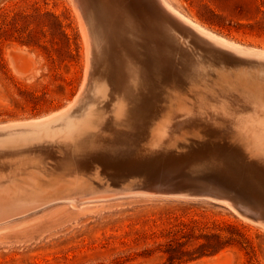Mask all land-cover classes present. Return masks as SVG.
<instances>
[{
  "label": "rangeland",
  "instance_id": "374dc122",
  "mask_svg": "<svg viewBox=\"0 0 264 264\" xmlns=\"http://www.w3.org/2000/svg\"><path fill=\"white\" fill-rule=\"evenodd\" d=\"M167 1L205 30L246 49L264 52V0ZM74 2L0 0V126L23 122L28 124L53 116L70 108L83 91L91 68L92 57L87 48L91 50V35L86 33L87 31L84 32L82 26L85 20ZM96 7L99 8L97 5ZM77 13L81 17L77 16ZM80 19L83 20L81 24ZM83 34L85 38L90 35L87 37L88 41ZM210 61L199 56L189 58L186 71H173L168 76H159L160 80H154V94L152 89L144 91L142 86L134 85L132 91L125 96L126 120L117 119L115 114L116 104L124 95L117 90L116 82H111L105 101L96 111L97 118L92 130H87L75 142H63L64 146L58 142L56 146L55 142L51 143L52 146L34 143V149L33 143L25 144L24 147L28 146L26 149L20 145H10L9 148L0 150V264H178L169 261L164 252L168 239L163 235L167 234L169 229H181V222L189 225V237H201L199 240L192 238V242L185 248L187 251H195L200 244L216 241L205 236L220 235L221 240L226 243L219 253L186 264H264V179L249 174L250 165L261 166L260 170L264 168V130L253 134L247 128L236 125L232 118L224 115L213 118L211 115L214 108L248 109L247 114H252L253 120L260 119L259 121L264 122V71L261 72L264 68L243 65L239 68L222 69V66ZM212 65L216 68L213 69ZM137 71V75L141 76V70ZM211 74L218 80L215 81L216 78ZM188 85H191L190 88ZM169 90L176 92L177 99L172 100L168 94ZM236 94L240 96L236 97ZM149 95H153L154 102L150 101L153 98ZM139 102L144 103V108L130 116ZM260 103L263 104L259 105ZM185 107H196L192 113L202 112V116L189 124L178 126V129L174 128L175 125H181L176 122L180 123L178 115ZM174 111L178 114L176 117ZM170 117L173 124L168 122ZM175 118L177 119L172 120ZM137 122L142 125L146 123L145 132L150 136V140L155 142L156 147L152 148L158 152L164 150L165 145L172 150L195 146L198 141L191 135L190 129L207 126L208 129L214 127L217 131L214 132V142L219 138L225 139L223 136L234 139L236 137L240 144L234 145L240 154L235 160V167L232 168L224 161L223 153H219L220 150L215 144L212 145L214 148L210 147L215 151L213 156L211 153L200 154L201 159L196 161L167 163L168 165L161 167L151 178L143 179L131 174L121 179L123 183L101 175L99 167L90 169L89 172L74 169L72 171L61 165V162L58 164L59 157L72 156L83 160L104 152L111 153L112 142L121 133L131 131L129 127H133V123ZM164 123L173 127L174 132H178L175 137L174 133L169 134L170 140L167 137L164 141L160 136V129H164V126L165 129L168 128ZM187 129L190 131L186 134ZM181 131H184V134ZM258 136H261V139ZM86 142L88 147L83 148V143ZM90 143L93 145L90 146ZM219 144L222 145L221 142ZM15 146L21 150H17ZM64 148L69 149L68 152ZM252 159H257L258 163ZM213 160L222 164L215 166L207 163ZM53 180L55 182L52 183ZM49 182L53 185L50 186ZM38 184L40 185L37 186ZM45 184L47 185L44 189ZM137 187H147L153 192L185 191L199 196L118 194L120 189L133 190ZM85 194L87 199L84 198ZM11 195H17L15 200ZM235 195L243 200L240 201ZM35 198H38V201ZM258 204H261V207ZM240 206L259 213L261 220L248 217L249 212L246 215L240 213L237 210Z\"/></svg>",
  "mask_w": 264,
  "mask_h": 264
},
{
  "label": "bare ground",
  "instance_id": "6f19581e",
  "mask_svg": "<svg viewBox=\"0 0 264 264\" xmlns=\"http://www.w3.org/2000/svg\"><path fill=\"white\" fill-rule=\"evenodd\" d=\"M73 1V0H72ZM76 2L75 5H77L81 12L85 22L84 23V29L86 33H89L91 35V50L88 51L91 52V57L95 62H96V77H95V81L92 85V87L90 88L89 92H87L86 94V98H85V102L82 104V106L79 108V110L74 113L71 116H68L66 118H61L63 117V115H65L68 111L67 109H64L60 112H58L57 114H54L53 116H50L48 118H44V119H38V120H34L29 122L30 124H34V123H41V124H45L46 126H44L43 128H37V130H33L32 132L29 133H18V134H8L6 137H0V150H4L6 147L9 148L10 145H20L23 146L25 144H31L33 143H38V144H45L48 145L53 142H55V146H56V142H58L59 144H62L63 142H75L76 140L79 139V137L83 136L87 130H92L93 127V123L95 121L96 117V111L98 110V107H100V105L103 103V101H105L108 93H109V89L111 88L109 84H111V82H116L115 84H117V90L121 91V93L124 95V98H121L120 100H118L116 106L115 107V114L117 115V119L119 120H126V110H127V106H126V98L125 96L127 95L126 93H130L132 91V87L135 86H142V89L145 91H147V89H152L154 88V80L157 78L159 79V76H163L162 74H164L166 71V68L169 66V63L167 62L164 55L162 54H155L154 53V49L155 47L150 43L149 45L146 44L145 42H143L141 39H144L141 36V33H144V31L147 30H143L142 26H141V22L137 19L136 15L132 12V10L129 8L128 3L126 4V0H74ZM74 2V3H75ZM161 4L164 6V8L166 10H168L172 15H174L175 17H177L178 19H180L181 21L185 22L186 24H188L189 26H191L199 35L207 38L209 41H212L213 43L226 48L228 50H232V51H237L240 52L241 54H244L246 56H251V57H257V58H264V52L262 51H255V50H249V49H245L243 50L240 46L235 45L231 42H228L227 40L218 37L216 35H214L213 33L205 30L204 28H202L201 26H199L198 24L194 23L193 21H191L190 19L186 18L183 14H181L178 10H176L167 0H160ZM73 3V4H74ZM125 4L127 5V7L125 8ZM96 5L99 7L97 8ZM77 10V9H75ZM77 16L78 13H77ZM81 17V16H79ZM83 20L80 19V24ZM83 25V24H82ZM81 27V30L83 29ZM82 30V33H84ZM149 33H152L150 31H148ZM147 32V33H148ZM153 34V33H152ZM90 35H87V37H89ZM85 36V34H83V37ZM87 37L85 39H87ZM83 38V39H84ZM141 38V39H139ZM84 39V41H86ZM152 41L154 40L156 42V44H158L159 40L156 39L155 35H153L151 37ZM150 39V40H151ZM145 40V39H144ZM88 41V39H87ZM86 41V42H87ZM146 41V40H145ZM161 42V41H160ZM88 44V43H87ZM160 44V43H159ZM120 49V50H119ZM165 49V48H164ZM118 50V51H117ZM86 51V52H88ZM156 52V51H155ZM196 57V56H195ZM194 59V57H193ZM89 63V60H87ZM189 61V59H188ZM193 61V60H192ZM204 61V60H203ZM207 61H209L207 59ZM202 62V61H200ZM211 62V61H210ZM191 63V62H190ZM194 64V63H193ZM208 64V63H207ZM201 66V65H199ZM205 67V66H203ZM247 67V66H246ZM191 68V67H190ZM213 68V65H212ZM214 68H216V66H214ZM213 68V69H214ZM239 68V67H238ZM253 68V67H252ZM251 68V69H252ZM141 70V76L137 75L138 71L137 70ZM193 69V67H192ZM190 69V70H192ZM221 69V67H220ZM223 69V67H222ZM229 69V68H228ZM248 69V68H247ZM246 69V70H247ZM250 69V68H249ZM257 69V68H254ZM259 69V68H258ZM88 70V69H87ZM218 70V69H217ZM235 70V69H234ZM262 70V69H261ZM186 71V70H185ZM206 71V70H205ZM210 71V70H209ZM214 71V70H213ZM251 71V70H250ZM258 71V70H256ZM264 70H262L261 72H263ZM177 71H175L176 73ZM218 72V71H217ZM227 71H225L226 73ZM231 72V71H229ZM236 72V71H235ZM239 72V71H238ZM89 73V72H88ZM88 73L86 72V74L88 75ZM182 73V72H180ZM194 73V72H193ZM209 73V72H208ZM260 73V72H259ZM178 74V73H177ZM184 74V73H183ZM197 74V72H196ZM214 74V73H213ZM237 74V73H236ZM192 75V74H191ZM212 75V74H211ZM263 73L261 74V78ZM178 76V75H177ZM180 76V75H179ZM183 76V75H181ZM188 76V75H186ZM210 76V75H209ZM213 76V75H212ZM217 76V74H216ZM87 77V76H86ZM140 77V78H139ZM202 77V76H201ZM215 77V76H213ZM212 77V78H213ZM219 77V76H218ZM252 77V76H251ZM175 78V77H174ZM204 78V77H203ZM217 81V77H215ZM235 78V77H234ZM250 78V77H249ZM190 79V78H189ZM206 80V78H204ZM185 80V79H184ZM188 80V79H187ZM191 80V79H190ZM197 80V79H195ZM203 80V81H205ZM260 80V79H259ZM157 81V80H156ZM167 81V79H166ZM192 81V80H191ZM212 81V80H211ZM241 81V80H240ZM262 81V80H261ZM139 82V84H138ZM141 82V83H140ZM158 82V81H157ZM155 82V83H157ZM175 82V81H174ZM181 82V81H180ZM179 82V83H180ZM202 81H200L199 83L201 84ZM159 83V82H158ZM171 83V82H170ZM182 83L183 79H182ZM188 83V82H187ZM193 83V82H192ZM197 83V81H196ZM216 83V82H215ZM114 84V83H113ZM174 84V83H172ZM181 84V83H180ZM185 84V83H184ZM183 84V86H184ZM211 84V82H210ZM220 84V83H219ZM168 87L170 86V84L167 82ZM193 85V84H192ZM199 85V84H197ZM195 85V86H197ZM218 85V84H217ZM222 85V83H221ZM236 85V84H235ZM252 85V84H251ZM157 84H155V88L157 89ZM176 86V85H175ZM175 86H172L175 87ZM178 86V85H177ZM183 86H181V88H183ZM190 88L191 85H188ZM242 86V84H241ZM165 87V86H164ZM163 87V89H164ZM179 87V86H178ZM186 88V84L184 86ZM198 87V86H197ZM212 87V86H211ZM257 87V86H256ZM171 88V89H172ZM179 88V89H181ZM194 88V87H193ZM240 88V87H239ZM84 89V88H83ZM167 89V88H166ZM198 89V88H196ZM131 90V91H130ZM142 90V91H143ZM153 90V89H152ZM176 89H174L175 91ZM199 90V89H198ZM205 90V89H204ZM207 90V89H206ZM250 90V88H249ZM256 90V89H255ZM130 91V92H129ZM166 91V90H165ZM170 91V90H169ZM187 91V90H186ZM219 91V90H218ZM242 91V90H241ZM258 91V90H257ZM262 91V90H261ZM168 92V91H167ZM198 92V91H197ZM209 92V91H208ZM226 92V90H225ZM229 92V91H228ZM240 92V91H239ZM145 93V92H144ZM148 93V92H146ZM154 94V90L152 92ZM157 93V92H156ZM174 92L171 90L170 93V97L173 99H177L176 97L178 96L176 94V92L173 94ZM178 93V92H177ZM203 93V92H202ZM235 93V92H234ZM163 94H165L163 92ZM167 94V96H168ZM213 94V93H212ZM241 94V93H240ZM148 95V94H147ZM186 95V94H185ZM184 95V96H185ZM151 97V95H149ZM156 96V95H155ZM187 96V95H186ZM209 96V95H208ZM229 96V94H228ZM240 96L236 94V97ZM255 96V95H254ZM256 96H258L256 94ZM255 96V97H256ZM148 97V96H147ZM201 97V95H200ZM210 97V96H209ZM208 97V98H209ZM215 97V96H214ZM243 97V96H242ZM153 98V95L152 97ZM150 98V99H151ZM191 98V97H190ZM210 99V98H209ZM213 99V98H212ZM223 99V98H222ZM230 99V97H229ZM256 99H258L256 97ZM264 99V98H263ZM153 100V101H152ZM150 100L151 102H154V98ZM197 100V99H194ZM219 100H221L219 98ZM149 101V100H148ZM212 101V100H211ZM215 101V99L213 100ZM164 102V101H163ZM190 102V101H189ZM217 102V100H216ZM198 103V102H197ZM259 103V102H258ZM144 103L139 102L136 104V107L132 110V115L133 116L134 112L136 111H140L144 108ZM154 104V103H152ZM168 104V103H166ZM194 104V103H193ZM192 104V105H193ZM263 104V103H262ZM261 103L259 105H262ZM155 105V104H154ZM153 105V106H154ZM176 105V104H175ZM174 105V106H175ZM200 105V104H199ZM213 105V104H212ZM146 106V105H145ZM164 106V105H163ZM162 106V107H163ZM166 106V105H165ZM180 106V105H179ZM191 106V105H188ZM237 106V105H236ZM241 106V105H240ZM114 107V106H113ZM160 107V106H159ZM160 107V108H162ZM172 107V106H169ZM193 107V106H192ZM227 107H232V106H227ZM256 107V106H255ZM175 107H173L174 109ZM150 109V108H149ZM156 109V108H155ZM158 109V108H157ZM166 109V108H165ZM176 109V108H175ZM174 109V110H175ZM209 109V108H208ZM264 109V107H263ZM164 110V109H163ZM177 110V109H176ZM192 110H196V107L193 109H188L185 107V110L181 111L180 114H176L174 111V117H176V115H178V118H180V123L176 122L178 124L181 125H175L174 128H177L178 126H183L186 124H189L190 122H192L193 120H196L197 117L202 116V112H198V113H192ZM201 110V108H200ZM153 111V110H152ZM158 111V110H157ZM248 109L246 110H239V109H235V108H223L219 109V108H214L212 110V117L213 118H217V117H222V115L228 117V118H232L236 125L238 124L241 128H247V130H249L251 133H255L256 131L258 133H260V131L264 130V122L259 121V120H253L252 118V114H247L248 113ZM143 112V111H142ZM160 112V111H159ZM183 112V113H182ZM253 112V111H252ZM205 113V112H203ZM143 114V113H142ZM147 115V114H146ZM145 115V116H146ZM162 115V112H161ZM167 115V113H166ZM199 115V116H198ZM204 115V114H203ZM210 115V116H211ZM113 116V115H112ZM129 116V115H128ZM153 116V115H152ZM159 116V115H158ZM205 116V115H204ZM163 117V116H162ZM169 117V116H168ZM131 118V117H130ZM150 118V117H149ZM165 118V116H164ZM171 118L170 120H168V122H171ZM202 118V117H201ZM208 118V117H207ZM258 118V117H257ZM59 119H62L61 121H59ZM152 119V118H151ZM167 119V118H166ZM165 119V120H166ZM172 119V120H176ZM113 120V118H112ZM154 120V119H153ZM160 120V119H159ZM158 120V121H159ZM162 120V119H161ZM160 120V121H161ZM59 121V122H57ZM159 121V122H160ZM164 121V120H163ZM110 122V121H109ZM112 122V121H111ZM158 122V123H159ZM24 123V122H23ZM23 123H16V124H23ZM28 123V122H26ZM28 123V124H29ZM146 123L148 124V122L146 121ZM146 123H144L146 125ZM157 123V122H156ZM167 123V122H166ZM173 124V122H171ZM15 124V125H16ZM25 124V123H24ZM112 124V123H111ZM108 124V125H111ZM165 124V123H164ZM193 124V123H192ZM196 124V123H195ZM10 125V124H9ZM12 125V124H11ZM107 125V126H108ZM145 125H142L141 123H133V127H129V129H131V131L129 132H124L121 133L120 136L118 138H116L112 143L113 146H111V153H101L99 155L93 156V157H88L86 159H75L72 156H68V157H59V162L58 164L63 165L64 167H66V169H73L74 170H86L89 172L90 169H94L95 167H99L101 170V175L104 174L105 176H108L110 180H115V181H119L122 182L121 179L124 178L127 175L133 174V175H138L140 177H142L143 179H147V178H151L157 171H159V169H161V167H163L164 165H166L167 163H175L176 161H196L201 159L200 154H210L211 156H213V153L215 151H212L215 146L220 150L219 153H223L222 154V158L224 159V161L228 162L230 167H235V163L238 159V155L240 154V151L238 149H236L237 147L235 146L236 144H240L239 140L235 137L231 138L228 137L226 138L225 136H223L225 139L220 140L219 137H217V139L219 138V140L214 142V138H216V133H214L216 130L215 128H209L207 126L203 127V128H193L195 130H192V128L189 129L191 130V135H193L196 139H197V144H195V146H191V147H186V148H177V150H172L171 147L166 148V145L162 148H164V150L161 151H157L154 150L152 147H156L155 142H153V140H150V136H148L145 132ZM158 125V124H157ZM166 127H168L169 125L165 124ZM191 125V124H190ZM189 125V126H190ZM150 126V124H149ZM202 126V125H201ZM2 127V126H0ZM159 127V126H158ZM163 127V126H162ZM160 127V128H162ZM191 127V126H190ZM195 127V126H194ZM207 127V128H206ZM158 128V131L159 129ZM165 129V126L163 127ZM179 128V127H178ZM177 128V129H178ZM182 128V127H181ZM240 128V129H241ZM109 129V127L107 128ZM111 129V128H110ZM164 129H160V136L162 137V139H167V137L169 138V134H173L174 133V137H175V133L173 131V127H168L165 130ZM176 129V130H177ZM157 130V129H156ZM182 130V129H179ZM190 130H186V134L187 131ZM108 131V130H107ZM155 131V130H154ZM154 131L153 134H154ZM241 131V130H240ZM110 133V131H108ZM182 134H184V131H181ZM217 132V131H216ZM104 133V132H103ZM157 133V132H156ZM178 133V132H177ZM176 133V134H177ZM180 133V132H179ZM102 134V133H101ZM112 134V133H110ZM151 134V133H150ZM159 134V133H158ZM223 134V133H221ZM220 134V135H221ZM232 134V133H230ZM179 135V134H178ZM181 135V134H180ZM219 135V134H218ZM225 135V134H224ZM109 136V134H108ZM156 136V135H155ZM158 136V135H157ZM159 136V137H160ZM177 136V135H176ZM189 136V135H187ZM186 136V137H187ZM237 136V135H235ZM154 137V136H153ZM172 137V136H171ZM190 137V136H189ZM102 138V136H101ZM151 138H152V134H151ZM158 138V137H156ZM178 138V137H177ZM176 138V139H177ZM188 138V137H187ZM211 138H213L211 140ZM259 139H261V136H258ZM108 139V138H107ZM155 139V138H154ZM173 138H171L172 140ZM194 139V138H193ZM104 141V139H101V141ZM170 140V138H169ZM165 141V140H164ZM175 141V140H174ZM173 141V142H174ZM177 141V140H176ZM61 142V143H60ZM98 142V141H97ZM170 142V141H169ZM168 142V144H169ZM172 142V141H171ZM211 142V144H209ZM221 142L222 145H220L219 143ZM239 142V143H238ZM109 143L110 140H109ZM163 143V142H162ZM167 143V141L165 142ZM37 144V148L40 150V148L38 147ZM65 144V143H63ZM62 144V145H63ZM83 148H87L88 144L83 143ZM216 144V145H215ZM235 144V145H234ZM243 144V143H242ZM93 144L90 143V146H92ZM155 145V146H154ZM170 145V144H169ZM168 145V146H169ZM211 145V146H210ZM212 145H215L214 147ZM233 145V146H232ZM40 146V145H39ZM52 146V145H51ZM58 146V145H57ZM64 146V145H63ZM67 146V145H66ZM159 146V145H158ZM183 146V145H182ZM221 146V147H220ZM244 146V145H243ZM241 146V147H243ZM26 147H28L26 145ZM26 147H24L26 149ZM41 147V146H40ZM43 147V146H42ZM54 147V146H53ZM211 147V148H210ZM240 147V148H241ZM4 148V149H3ZM11 148V147H10ZM14 148V147H13ZM16 148V146H15ZM17 148H20L17 146ZM16 148V149H17ZM31 148V147H30ZM35 148V146L33 147V149ZM46 148V147H45ZM59 148V147H58ZM61 148V147H60ZM68 148V147H66ZM66 148L65 151L67 150ZM239 148V147H238ZM15 149V150H16ZM29 149V148H27ZM37 149V150H38ZM44 149V148H43ZM52 149V148H50ZM55 149V148H54ZM63 149V150H64ZM156 149V148H155ZM158 149V148H157ZM8 150V149H7ZM12 150V148H11ZM10 150V151H11ZM14 150V149H13ZM12 150V151H13ZM19 150V149H17ZM21 150V148H20ZM36 150V151H37ZM42 150V149H41ZM62 150V151H63ZM69 150V149H68ZM67 150V152H68ZM215 150V149H214ZM27 152V151H26ZM35 152V151H33ZM59 152V151H58ZM15 153V152H14ZM13 153V154H14ZM25 153V152H24ZM29 153V151H28ZM245 153V151H244ZM6 154H8V151H6ZM34 154V153H33ZM248 154V153H247ZM39 155V154H38ZM11 156V155H9ZM56 156V155H55ZM61 156V155H60ZM249 156V155H247ZM246 156V157H247ZM6 157V156H3ZM14 157V156H13ZM214 158V157H213ZM248 158V157H247ZM245 159V157H244ZM8 160V159H7ZM11 160V159H10ZM22 160V159H21ZM205 160V159H204ZM248 161L250 159H247ZM254 160V159H252ZM2 161V159H1ZM32 161V160H31ZM255 161V160H254ZM51 162V161H50ZM49 162V164H50ZM177 163V162H176ZM209 164H214L215 166L222 164V162L220 161H210L207 162ZM254 163V162H253ZM255 163L257 162V159L255 161ZM57 164V163H56ZM185 164V163H184ZM217 164V165H216ZM223 164H227L224 163ZM261 164V163H260ZM54 165V164H52ZM168 165V164H167ZM253 165V164H252ZM42 166V164H41ZM57 166V165H55ZM60 166V165H59ZM255 166H251L250 165V175H252L253 177L256 178H260V179H264V166L262 167L263 169H261V166L259 167L258 165ZM45 168V166H43ZM50 167V166H49ZM54 167V166H53ZM171 167V166H170ZM175 167V166H174ZM10 168V167H9ZM51 168V167H50ZM179 168V167H178ZM47 169V168H46ZM53 169V168H52ZM177 169V168H175ZM181 169V168H180ZM23 170V169H22ZM45 170V169H44ZM179 170V169H178ZM176 170V171H178ZM229 171H231L230 168H228ZM247 170V169H245ZM92 171V170H91ZM33 172V171H32ZM53 172V171H52ZM232 172V171H231ZM35 173V172H33ZM40 173V172H39ZM48 173V172H47ZM54 173V172H53ZM73 173V172H72ZM76 173V172H75ZM51 174V173H50ZM89 174V173H88ZM32 175V173H31ZM36 175H38L36 173ZM132 175V176H133ZM46 176V175H45ZM61 176V175H60ZM83 176V175H82ZM263 176V177H262ZM87 177V176H86ZM134 177V176H133ZM36 178V177H35ZM43 178V177H42ZM54 178V176H53ZM128 178V177H127ZM126 178V179H127ZM138 178V177H137ZM136 178V180H137ZM4 179V178H2ZM50 179V177H49ZM63 179V178H62ZM108 179V181H109ZM133 179V178H132ZM46 180V179H45ZM57 180V179H56ZM60 180V179H58ZM130 180V178H129ZM256 181V179H254ZM1 181V180H0ZM20 181V180H19ZM33 181V180H31ZM48 181V180H47ZM63 181V180H61ZM125 181V179H124ZM25 182V180L23 181ZM55 182V180L52 181V183ZM110 182V181H109ZM118 182V184H119ZM3 183V182H2ZM50 183V182H49ZM61 183V182H60ZM112 183V182H111ZM110 183V184H111ZM263 183V182H262ZM1 184V183H0ZM21 184V183H20ZM41 184V183H40ZM40 184H38L37 186H39ZM48 184V183H47ZM44 185V189L45 186ZM57 184H59L57 182ZM56 184V185H57ZM64 184V182H63ZM67 184V183H65ZM114 184V183H113ZM19 185V184H18ZM43 185V182H42ZM53 185V184H52ZM50 183V186H52ZM71 185V183H70ZM109 185V184H108ZM107 185V186H108ZM120 185V184H119ZM122 185V184H121ZM21 186V185H19ZM94 186V185H93ZM97 186V185H96ZM112 186V185H111ZM115 186V185H114ZM251 186V185H249ZM264 186V183H263ZM16 187V186H15ZM41 187V186H40ZM38 187V188H40ZM43 187V186H42ZM49 187V186H48ZM56 187V186H55ZM76 187V186H74ZM100 188V187H99ZM102 188V187H101ZM108 188V187H107ZM7 189V188H6ZM11 189V188H10ZM37 189V188H36ZM41 189V188H40ZM47 189V188H46ZM52 189V188H51ZM50 189V190H51ZM54 189V188H53ZM56 189V188H55ZM106 189V188H105ZM3 190V189H2ZM1 190V191H2ZM92 190V189H91ZM99 190V189H98ZM101 190V189H100ZM103 190V189H102ZM79 191V190H78ZM81 191V190H80ZM84 191V190H83ZM88 191V190H87ZM86 191V192H87ZM96 191V189H95ZM105 191V190H103ZM76 192V191H75ZM29 193V192H28ZM31 193V192H30ZM37 193V192H35ZM73 193V192H71ZM92 193V192H91ZM32 194V193H31ZM39 194V193H38ZM95 194V193H94ZM98 194V193H97ZM100 194V192H99ZM104 194V193H103ZM29 195V194H28ZM69 195V194H68ZM3 196V195H2ZM5 196V195H4ZM3 196V197H4ZM8 196V194H7ZM6 196V197H7ZM10 196V195H9ZM14 197V195H11ZM30 196V195H29ZM32 196H35V194ZM41 196V195H40ZM39 196V197H40ZM98 196V195H97ZM102 196V195H100ZM236 196V195H235ZM1 197V196H0ZM64 197V195H63ZM68 197V196H67ZM72 197V196H71ZM86 194L85 197L86 198ZM238 197V196H236ZM249 197V196H248ZM11 198V197H10ZM10 198H7L10 200ZM73 198V197H72ZM82 198V197H81ZM220 198V197H219ZM240 200V197H238ZM237 198V199H238ZM242 198V197H241ZM3 199V198H2ZM12 199V198H11ZM38 201V198H35ZM33 199V200H35ZM64 199V198H62ZM71 199V198H69ZM74 199V198H73ZM76 199V198H75ZM87 199V198H86ZM227 199V198H226ZM6 200V199H5ZM15 200V198H14ZM17 200V199H16ZM19 200V199H18ZM23 200V199H22ZM26 200V199H25ZM29 200V199H28ZM27 200V201H28ZM45 200V199H43ZM51 200V199H49ZM55 200V199H54ZM60 200V199H57ZM67 200V199H66ZM81 200V199H80ZM79 200V201H80ZM94 200V199H93ZM225 200V199H224ZM228 200V199H227ZM243 200V199H242ZM240 200V201H242ZM246 200V199H245ZM12 201V200H11ZM40 201V200H39ZM72 201V200H71ZM78 201V200H77ZM248 200H246L247 202ZM249 202V201H248ZM247 202V203H248ZM34 203V202H33ZM36 203V202H35ZM256 203V202H255ZM27 204V203H26ZM249 204V203H248ZM251 205V204H250ZM259 205V204H258ZM252 207V206H251ZM259 207H261V204L259 205ZM10 208V207H9ZM261 209V208H260ZM263 209V208H262ZM250 209H247V212H249ZM28 212V211H27ZM264 212V211H262ZM258 215L256 216L259 220H261L260 214L257 213ZM7 220V219H6ZM5 221V220H4Z\"/></svg>",
  "mask_w": 264,
  "mask_h": 264
},
{
  "label": "water",
  "instance_id": "95a60500",
  "mask_svg": "<svg viewBox=\"0 0 264 264\" xmlns=\"http://www.w3.org/2000/svg\"><path fill=\"white\" fill-rule=\"evenodd\" d=\"M127 3L129 8L136 15L137 19L141 22L143 30H147L144 31V33H141V36L146 41L141 38L139 39L148 45L151 43L155 47V54H166V56H169L170 58L168 59V57H165L164 55L167 62L169 63V66L162 75L168 76L173 71L185 70V68L188 66V59L194 56H199V58L203 59L207 58L211 60L212 63L222 67L237 68L246 65L248 67L264 68V58L246 56L240 52L228 50L213 43L212 41H209L207 38L199 35L191 26L181 21L172 15L168 10H166L161 4L160 0H126V4ZM126 4L125 8L127 7ZM148 31L152 32L153 34L149 33ZM153 35H155L156 39L159 40L158 44H156L154 40L152 41L151 37ZM231 43L240 46L243 50L246 49L239 44L234 42ZM96 73L95 59L94 61L91 59V68L87 83L84 86L83 91L78 96L76 102L70 108H68V111H66L67 113L61 117L62 119L76 113L85 102L86 94L89 92L95 81ZM62 119H59V121ZM44 126L46 125L41 123L8 125L0 127V137H6L8 134L29 133L33 130H37V128H43ZM120 190L121 192L118 193L120 195L156 193L159 195L172 197L199 196V194H194L191 192L174 190H156L153 192L147 187H137L133 190ZM237 210L245 215L248 213L247 209L243 206H240ZM249 213L250 214L248 217L255 220L257 219V212L249 211Z\"/></svg>",
  "mask_w": 264,
  "mask_h": 264
},
{
  "label": "trees",
  "instance_id": "16d2710c",
  "mask_svg": "<svg viewBox=\"0 0 264 264\" xmlns=\"http://www.w3.org/2000/svg\"><path fill=\"white\" fill-rule=\"evenodd\" d=\"M181 226V229H169L168 233L163 235L168 239L167 248L164 252L171 262L186 264L206 256L215 255L226 246V243L221 240L220 235H212L205 237H212L216 241L200 244L199 248L195 251H187L185 248L192 242L191 239L195 238V240H199L201 237H189L187 234L189 225L185 222H181Z\"/></svg>",
  "mask_w": 264,
  "mask_h": 264
}]
</instances>
